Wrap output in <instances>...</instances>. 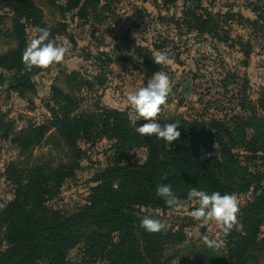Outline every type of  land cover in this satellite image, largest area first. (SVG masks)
<instances>
[{"label":"rangeland","instance_id":"374dc122","mask_svg":"<svg viewBox=\"0 0 264 264\" xmlns=\"http://www.w3.org/2000/svg\"><path fill=\"white\" fill-rule=\"evenodd\" d=\"M30 1L40 11V19L37 26L25 23L26 43L37 34V28H48L50 39L67 45L70 52L62 63L30 76L0 69V211L13 199L17 178H10L11 169L72 168L73 176L45 204L49 210L69 216L86 203L95 186L93 175L108 164L114 141H80L77 157L58 131L49 127L47 106L53 87L77 98L76 114L117 110L125 112L131 121L136 113L127 106V94L146 86L155 72L164 71L173 87L160 117L240 123L247 137L257 136L260 143L264 140V0L202 2V9L217 24L215 35L199 34L184 23L181 2L98 0L83 15L77 10L63 11L60 0ZM8 6L7 0L0 3V54L15 46V23L25 22ZM162 51L169 53L173 63H154V56ZM72 72L83 80L101 75L103 84L93 82L89 89L79 79L69 80L67 76ZM235 116L239 119L233 122ZM144 123L143 119L136 122L138 126ZM263 153L259 152L250 163L240 162L251 172L262 171ZM123 156L124 163L142 164L146 152L134 149ZM238 196L240 209L252 199L251 193ZM197 206L192 200L183 209L166 213L150 208L137 210L141 219H162L171 225L169 231L183 235L181 242L165 247L163 264H229L221 226L214 221H195L190 213ZM205 235L219 239L221 246H206L202 239ZM259 238H264V220ZM80 258L81 247L67 253L69 262L78 264ZM244 264H264V254H252Z\"/></svg>","mask_w":264,"mask_h":264},{"label":"trees","instance_id":"16d2710c","mask_svg":"<svg viewBox=\"0 0 264 264\" xmlns=\"http://www.w3.org/2000/svg\"><path fill=\"white\" fill-rule=\"evenodd\" d=\"M62 10L86 15L98 0H60ZM216 0H163L166 4L183 3L182 21L199 34H214L216 25L202 2ZM2 0H0V3ZM8 7L23 18L24 24L13 26L15 46L0 54V69L30 76L42 69H25L21 62L27 46L25 23L37 26L40 11L30 0H7ZM193 8V10L191 9ZM2 17L0 16V24ZM253 25L256 22H252ZM61 29L63 25H57ZM69 80L79 81L87 88L93 82L103 84L101 75L80 79L72 72ZM48 108L49 127L55 128L65 144L80 155L78 142L93 144L101 139L114 141L107 166L97 171L86 203L72 215L46 208V202L61 184L73 176L72 168L46 166L26 170L11 169L13 199L0 211V264H75L67 253L81 247L78 264H163L162 252L167 245L183 239L180 231L149 233L140 227L137 210L150 208L160 213L172 211L157 196L158 185L170 184L173 192L187 202L188 191L195 187L209 194H252L240 209L238 220L242 230L234 227L227 236L221 232L229 251V264H244L255 253L264 254V238L259 229L264 220V169L251 172L246 164L264 152V140L247 137L240 123L228 125L216 120L186 121L182 118L158 117L157 122H179L180 137L169 146L155 135L141 136L127 114L117 110H101L98 114L74 113L77 98L51 88ZM73 114V115H72ZM238 117L233 118V122ZM137 125V124H136ZM138 126V125H137ZM47 127V126H46ZM144 149L142 164L124 163L123 154ZM264 154V153H263ZM264 159V158H263ZM116 234V241L113 235Z\"/></svg>","mask_w":264,"mask_h":264},{"label":"clouds","instance_id":"9594fccd","mask_svg":"<svg viewBox=\"0 0 264 264\" xmlns=\"http://www.w3.org/2000/svg\"><path fill=\"white\" fill-rule=\"evenodd\" d=\"M36 35L31 38L25 47L21 62L25 69L31 71L34 67L48 69L64 61L70 49L65 44H57L50 39V29L37 28ZM153 61L157 65H169L173 63L168 52H158ZM172 81L164 71L155 72L148 80L146 86H141L135 91L127 94V106L134 109L136 115L132 117L131 123L138 134L143 136L155 135L156 139L163 140L169 146L177 140L181 133L178 131L179 122H168L161 124L157 122L163 107L167 105L168 98L172 92ZM143 119L146 121L142 126L136 122ZM157 196L163 198L166 206L170 209L181 210L186 201L181 200L172 190L170 184H161L156 189ZM188 199L195 200L197 207L190 215L195 221L203 224L215 222L221 226L222 234L227 236L234 227L242 230L238 220L240 213V199L236 193L221 194L213 191L210 194L204 190L193 187L188 191ZM140 227L149 233L167 232L171 225L166 221L152 216H145ZM203 242L210 248H219L221 241L205 235Z\"/></svg>","mask_w":264,"mask_h":264}]
</instances>
